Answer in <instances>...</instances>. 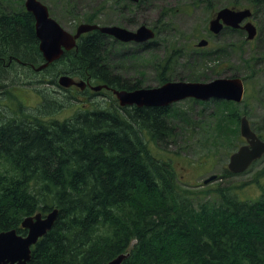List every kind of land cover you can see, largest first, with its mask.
I'll use <instances>...</instances> for the list:
<instances>
[{
    "label": "trees",
    "instance_id": "16d2710c",
    "mask_svg": "<svg viewBox=\"0 0 264 264\" xmlns=\"http://www.w3.org/2000/svg\"><path fill=\"white\" fill-rule=\"evenodd\" d=\"M262 2L251 0L254 14ZM72 9L68 13L75 15ZM80 22L102 24L97 13H84ZM109 38L87 32L75 48L36 70L45 60L33 14L24 0H0L1 79L25 71L9 83L0 81V232L26 234V216L58 208L28 264H105L122 253L129 254L122 264H264V181L257 179L260 192L252 200L234 192L237 186H217L207 190L216 198L195 204L192 192L178 185L172 162L151 148L174 136L172 105L116 103L54 116L64 106L53 90L37 84H54L62 74L112 88L142 87L140 78L125 77L110 60L115 45L125 43L110 44ZM171 57L163 59L159 84L171 80ZM40 72L49 78L36 79ZM28 89L41 95L35 109L18 97Z\"/></svg>",
    "mask_w": 264,
    "mask_h": 264
},
{
    "label": "rangeland",
    "instance_id": "374dc122",
    "mask_svg": "<svg viewBox=\"0 0 264 264\" xmlns=\"http://www.w3.org/2000/svg\"><path fill=\"white\" fill-rule=\"evenodd\" d=\"M42 1L49 5L52 16L68 31H74L77 20L84 13H97L102 24H118L129 29L142 24L156 26V36L152 40L116 44L113 53L107 52V55L110 52V60L118 67V71L131 80L140 78L142 87L160 85L163 59L171 56L172 64L167 71L171 80L207 82L217 77H242L246 92L241 102L185 98L172 103L174 136L168 144L161 141L151 143V148L155 155L172 162L178 185L192 192L195 204L201 199L216 198L213 191L207 190L217 186H237L233 191H238L239 196L247 200L258 196L260 184L257 179L264 181V156L241 173L232 172L228 164L231 155L245 143L240 131L242 115L248 117L251 126L257 134L262 133L261 138L264 139V0L257 13L251 17L258 28V35L251 40L245 30L224 29L219 34L209 30V22L219 8L230 6L253 9L251 0ZM71 3L75 15L70 14V8H73ZM201 38L209 39L210 43L204 47L198 46ZM114 39L109 38L108 43L111 44ZM208 50L210 53L205 57L198 55ZM34 74L39 80L50 76L45 72ZM10 75V78L4 79L1 78L6 75H1V83L17 79L19 75H25V71L20 69ZM37 85L53 90L54 99L64 106L54 115L61 119L70 117L83 107L118 104L116 96L106 89L92 90L93 94H80L72 89L66 95L57 84L42 82ZM72 91L81 99L71 97ZM18 97L29 109L37 108L41 99V95L31 89L27 92L20 90ZM226 130L229 137L224 135ZM213 174L218 177L205 184L204 180Z\"/></svg>",
    "mask_w": 264,
    "mask_h": 264
},
{
    "label": "water",
    "instance_id": "95a60500",
    "mask_svg": "<svg viewBox=\"0 0 264 264\" xmlns=\"http://www.w3.org/2000/svg\"><path fill=\"white\" fill-rule=\"evenodd\" d=\"M25 6L35 18L39 48L45 58V62L38 66L37 70H41L58 60L66 50H70L77 45V40L82 34L92 30L97 29L123 42H145L155 36V31L146 24H142L136 29H129L116 24L99 25L97 23L82 22L78 25L76 31L72 33L51 16L49 7L41 0H25ZM251 14L249 8L223 7L211 19L210 30L218 34L224 26L243 27L248 32V38L253 39L257 34L256 25L252 21H247L242 25V22ZM207 44L208 40L205 38L198 42L199 46ZM59 84L65 87L76 84L83 88L86 81H77L71 75L63 74L59 77ZM102 88L111 87L107 84L92 86L94 90ZM112 91L121 106L164 107L185 98L200 100L220 98L241 102L244 98L245 85L240 77H218L208 82L170 80L154 87L113 88ZM240 131L246 139V143L241 145L230 157L228 167L234 173L244 172L256 160L264 156V139L254 131L246 115L241 117ZM217 177L216 174H213L206 178L204 183L207 184ZM58 214L59 209L54 208L45 214L37 212L26 216L22 221L23 228L27 230L26 234L19 233L15 228L1 231L0 264H28L31 258L32 246L53 227ZM128 255V253L119 254L106 264H122Z\"/></svg>",
    "mask_w": 264,
    "mask_h": 264
},
{
    "label": "flooded vegetation",
    "instance_id": "af4514ba",
    "mask_svg": "<svg viewBox=\"0 0 264 264\" xmlns=\"http://www.w3.org/2000/svg\"><path fill=\"white\" fill-rule=\"evenodd\" d=\"M72 87H75V86H72ZM86 87H87V86H85V88H84L85 90H84V91H81V92L85 93V91L88 90V87H89V86H88L87 88H86Z\"/></svg>",
    "mask_w": 264,
    "mask_h": 264
},
{
    "label": "bare ground",
    "instance_id": "6f19581e",
    "mask_svg": "<svg viewBox=\"0 0 264 264\" xmlns=\"http://www.w3.org/2000/svg\"><path fill=\"white\" fill-rule=\"evenodd\" d=\"M13 60V59H12ZM16 60V59H15ZM17 61V60H16Z\"/></svg>",
    "mask_w": 264,
    "mask_h": 264
}]
</instances>
